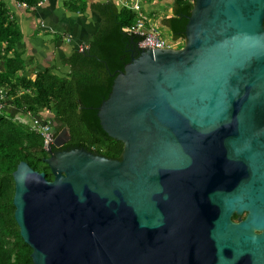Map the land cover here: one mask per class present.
Masks as SVG:
<instances>
[{"label":"water","instance_id":"water-1","mask_svg":"<svg viewBox=\"0 0 264 264\" xmlns=\"http://www.w3.org/2000/svg\"><path fill=\"white\" fill-rule=\"evenodd\" d=\"M98 116L121 160L54 152L64 128L53 181L13 174L34 264H264V0H196L184 47L141 50Z\"/></svg>","mask_w":264,"mask_h":264},{"label":"trees","instance_id":"trees-1","mask_svg":"<svg viewBox=\"0 0 264 264\" xmlns=\"http://www.w3.org/2000/svg\"><path fill=\"white\" fill-rule=\"evenodd\" d=\"M15 1L26 4L28 9L37 7L40 2ZM169 1L172 14L163 18L160 27L170 33L172 40L169 43L173 45L186 40L187 25L196 0ZM70 2L77 4L75 11L86 13V2ZM91 10L99 17V29L85 52L74 51L63 60L70 72L60 75L54 68H46L35 78H29L20 76L25 70V61L23 54L15 50L22 42L23 34L11 16L8 1L0 0V104L3 102L1 95L5 94L7 100L5 107L0 109V264H34L33 249L22 238L15 218L13 174L19 164L27 162L34 170L45 173L49 181L54 180L45 162L50 153L44 148L43 137L32 125L18 120V113H13L10 108L19 115L44 122L56 119L61 128H68L71 141L64 150L85 149L121 160L124 143L104 131L98 113L112 93L117 76L141 54V37L127 32L136 20V13L131 9L110 1L94 4ZM53 151L57 149L53 148ZM233 219L236 221L238 216Z\"/></svg>","mask_w":264,"mask_h":264},{"label":"crops","instance_id":"crops-1","mask_svg":"<svg viewBox=\"0 0 264 264\" xmlns=\"http://www.w3.org/2000/svg\"><path fill=\"white\" fill-rule=\"evenodd\" d=\"M7 1L11 16L23 34L22 42L15 49L23 54L25 61V70L20 76L35 78L46 68H54L60 75L70 72L63 60L74 51L89 47L100 26L99 17L91 10L92 5L113 1L122 7L130 0H83L88 6L84 14L75 11L77 4L72 5L70 0H45L43 5L30 9L20 7L15 0ZM143 2V13L150 18L151 24L162 30L163 18L172 14L171 1Z\"/></svg>","mask_w":264,"mask_h":264},{"label":"built area","instance_id":"built-area-1","mask_svg":"<svg viewBox=\"0 0 264 264\" xmlns=\"http://www.w3.org/2000/svg\"><path fill=\"white\" fill-rule=\"evenodd\" d=\"M45 0H40L38 6L43 5ZM20 7L28 9L26 4H18ZM123 7H127L136 13L135 22L127 29L130 35H136L141 37L139 43V49L145 50L147 48H154L160 50L171 49L170 43L164 38L162 30L151 24L150 19L143 13L141 0H130ZM70 40V39H69ZM88 47H83L80 52H85ZM0 109L5 107L7 104L6 95H1ZM22 122V121H21ZM24 123V122H22ZM33 129L36 133H39L44 139L45 150L48 152L53 147L56 135L52 130L49 122H44L40 119H33Z\"/></svg>","mask_w":264,"mask_h":264},{"label":"rangeland","instance_id":"rangeland-1","mask_svg":"<svg viewBox=\"0 0 264 264\" xmlns=\"http://www.w3.org/2000/svg\"><path fill=\"white\" fill-rule=\"evenodd\" d=\"M141 4H142V6L144 5V2H143V0H141ZM150 19V18H149ZM162 34H163V36H164V38L169 42V41H171L172 40V37H171V35H170V33L166 30V29H162ZM171 43V42H170ZM184 45H185V41L184 42H176V43H174L173 45H171V48L172 49H178L179 47H180V49H182V46L184 47ZM10 110L13 112V113H18V115H17V119L18 120H20V121H22V122H26V123H28V124H30V125H32L33 126V119H38V118H30V117H28V116H25L24 114H21V115H19V112H17V111H15L13 108H10ZM26 114V113H25ZM28 114H30V112L29 113H27L26 115H28Z\"/></svg>","mask_w":264,"mask_h":264},{"label":"flooded vegetation","instance_id":"flooded-vegetation-1","mask_svg":"<svg viewBox=\"0 0 264 264\" xmlns=\"http://www.w3.org/2000/svg\"><path fill=\"white\" fill-rule=\"evenodd\" d=\"M49 124L51 125V128H52V130L56 133V132H58V134L64 129V128H61V124H59V122H57V120L56 119H52V120H50L49 121ZM57 134V135H58ZM57 137V136H56ZM71 141V140H70ZM69 141V142H70ZM69 142L66 144V145H68L69 144ZM65 145V146H66ZM64 146V147H65ZM64 147H62L61 149H57V151L56 152H58V151H60V150H64L63 148Z\"/></svg>","mask_w":264,"mask_h":264}]
</instances>
